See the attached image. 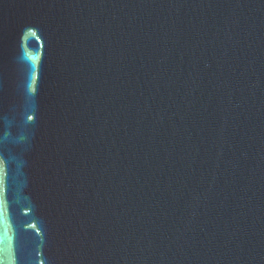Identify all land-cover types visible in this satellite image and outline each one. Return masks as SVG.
<instances>
[{
  "label": "water",
  "instance_id": "water-1",
  "mask_svg": "<svg viewBox=\"0 0 264 264\" xmlns=\"http://www.w3.org/2000/svg\"><path fill=\"white\" fill-rule=\"evenodd\" d=\"M0 264H264V0H0Z\"/></svg>",
  "mask_w": 264,
  "mask_h": 264
}]
</instances>
